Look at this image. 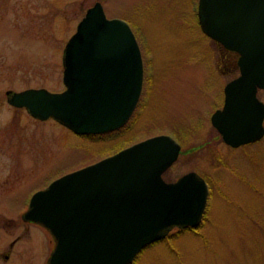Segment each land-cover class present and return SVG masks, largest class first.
I'll list each match as a JSON object with an SVG mask.
<instances>
[{
	"label": "water",
	"instance_id": "obj_1",
	"mask_svg": "<svg viewBox=\"0 0 264 264\" xmlns=\"http://www.w3.org/2000/svg\"><path fill=\"white\" fill-rule=\"evenodd\" d=\"M200 29L236 53L238 74L223 86L222 105L210 122L231 146L264 132V0H197ZM60 91L15 92L39 118L52 116L76 133L122 124L140 90V49L128 23L106 17L98 1L87 7L62 52ZM167 134L142 138L33 191L22 217L53 239L46 264H129L146 244L173 227H195L207 185L195 171L164 181L176 157Z\"/></svg>",
	"mask_w": 264,
	"mask_h": 264
},
{
	"label": "rangeland",
	"instance_id": "obj_2",
	"mask_svg": "<svg viewBox=\"0 0 264 264\" xmlns=\"http://www.w3.org/2000/svg\"><path fill=\"white\" fill-rule=\"evenodd\" d=\"M91 1L0 0V10L21 4L30 6L27 15L39 18L35 7L43 19L53 24L48 29L37 28L39 22L30 25L22 19L8 21L0 15V67L57 66L63 44ZM101 4L106 16L119 17L129 24L143 58L149 57L153 81L165 87L155 90L158 93L150 97L151 103H145L147 109L138 112L122 138H138L151 126L182 127L192 130L187 135L189 143L202 145L203 137L209 141L207 147L181 163L189 167L196 162L207 173L209 194L202 223L192 230L171 229L165 238L145 245L132 264H264V134L256 143L233 150L222 146L218 137H211L209 113L220 99L222 85L237 70L228 53L219 64L217 53L220 55L222 49L218 50L214 40L200 29L196 0H101ZM14 57L20 62L13 64ZM146 69L145 64V72ZM50 86L61 87V80ZM257 96L264 102V90H258ZM41 130L34 128L30 132L31 136H40L42 148L37 170L26 171V190L51 181L60 170L99 157L110 144L67 134L51 119L43 121ZM215 155L218 158L213 159ZM35 159L36 153L32 162ZM15 221L16 218H0L3 236V229L15 227ZM47 247V241L41 251L36 247L40 259ZM32 257V264H42L35 254Z\"/></svg>",
	"mask_w": 264,
	"mask_h": 264
},
{
	"label": "flooded vegetation",
	"instance_id": "obj_3",
	"mask_svg": "<svg viewBox=\"0 0 264 264\" xmlns=\"http://www.w3.org/2000/svg\"><path fill=\"white\" fill-rule=\"evenodd\" d=\"M95 1H98L102 7L101 0H92L87 6L84 7L81 16L84 14L86 8L91 6ZM14 7L15 8L11 7V8L1 9L0 10L1 17L5 18L8 21H16L18 19H22L26 24H30V25H36L39 22L36 25L37 28L41 26V28L48 29L47 26L53 25L49 19H43L41 13L39 12V9H36L35 7L33 8L37 10V14H38L37 16L39 18H34V17L32 18L30 15H27L28 11L26 9H28L30 6L22 7L21 4H14ZM106 17H112V16H106ZM42 24H45L46 26H43ZM214 43L216 44L219 50L220 46L218 45V43L215 41ZM221 49L222 50L220 55H219V51L217 53V57H218L217 59L219 64L221 60L227 56L226 54L228 53L227 57H229L230 55L232 63L236 68L235 54L230 50L224 48ZM44 56L45 59L48 61L47 56L46 55ZM0 57H2L1 54ZM148 58L149 57H146L144 59L143 55L141 54L142 78H141L140 90L138 93L137 100L128 118L122 124L110 130L100 131V132H86V133H76L52 116H47L46 118H39L38 116L33 115L29 110V108L23 102L26 101L27 99L11 100L12 94H14L15 92L24 91L28 89L46 88L50 91L61 90L64 87L61 79L62 69H63L62 51L60 54V62L57 60V66L41 67V66L29 65L24 67V69H21L16 65L0 67V218L17 219V221H15L16 223L15 227L10 226L9 229H3L6 232L4 233L5 234L4 236L2 235V232H0V264H26L28 261L31 263L32 262L31 257L33 254H35L36 257H39V261L42 264H46V259L53 245V240L49 232L42 225H40L35 221L25 219L22 217V214L27 207L31 193L37 189L43 188L50 182L47 181L46 183L35 185L33 188L29 190H26L25 185L23 186L24 182L26 181V177L29 174L26 171H30L33 169L37 170L36 165L38 164L37 161L39 158L40 148H42L41 147L42 145L39 143L40 136L38 137L31 136L30 132H32L34 128L37 129L39 128L41 130L42 123L46 119H51L52 121L57 122L59 125H61V127L66 131L67 134H74L91 141L92 140L95 141L98 139L103 143L110 142L107 148H103L104 151L99 157L92 159L91 161L84 164L92 163L142 138L156 134H167L171 136L178 144V152L174 160H172V162L161 171L160 175L162 179L164 181H173L181 174L192 170L200 174L208 185V177L207 175H205L206 172L204 173V171L200 169L199 164H197L196 162H192L191 166L189 167L181 166L182 165L181 163L183 162L184 158L190 157L201 147L203 146L207 147L209 145V141L207 138L203 137L200 140L203 144L196 146L195 143L192 144L189 143L190 140L188 139L187 136L188 133L191 132L192 130L185 131L182 127L177 129L175 127L153 129L152 126L151 128L145 130V134H143L138 138H134L131 135L122 138L123 133L126 132L129 128H131L130 126H133L134 118L136 117L138 112L145 111L147 109L148 104L145 105V103H147V101L150 102L149 101L150 97L158 93V91L155 90L165 89V87L162 88L158 87L161 85V83L153 81L152 68L148 63L147 60ZM19 62L20 61H18L17 57H14V59L12 60L13 64ZM40 62H43V59H41ZM145 64L147 66L146 72L144 71ZM16 68L18 70H15ZM149 68H150V73L147 72ZM235 75H233V77ZM44 80H47L49 82L47 83L43 82ZM60 80H61V87L56 88L54 86H50L53 83L57 85L58 81ZM224 84L220 89V99L217 102V104L211 109L208 116V124L210 128H212V130L215 131V133H213V131L211 132V137L213 139H215V137H218L219 143H221L222 146L230 150L239 149L243 146L245 147L247 145L256 143L262 138L263 135L260 138L255 139L253 141L245 142L237 146H231L222 140L218 131L211 125L209 117L211 112L214 109L220 107L222 104L223 96H224V91H223ZM257 91H256V95H257ZM124 139L125 141H123ZM210 150H213V147L212 148L210 147ZM35 153H36V159L33 160L32 162V156ZM28 157L30 158V162L27 163ZM215 158H218V156L217 155L213 156V159ZM84 164H81L76 167H69L67 169H63L62 171L60 170V172L57 175H55L54 178L71 170H74L76 168H79ZM171 229L178 230L183 228L172 227ZM169 233L170 231L168 232V234ZM39 241H42L43 244L42 242L39 243ZM46 241L48 242V247L46 248V253L43 259H40L41 254H38L36 252L37 251L36 247L38 246L39 250L41 251ZM26 259L28 261H25ZM36 261H38V258H36Z\"/></svg>",
	"mask_w": 264,
	"mask_h": 264
},
{
	"label": "trees",
	"instance_id": "obj_4",
	"mask_svg": "<svg viewBox=\"0 0 264 264\" xmlns=\"http://www.w3.org/2000/svg\"><path fill=\"white\" fill-rule=\"evenodd\" d=\"M202 220H203V218H202ZM202 220H201V222L199 223V225L197 226V227H199L200 226V224L202 223ZM187 229H191L192 230V228H188L187 227ZM194 231V230H193ZM135 259V258H134ZM132 264V263H131Z\"/></svg>",
	"mask_w": 264,
	"mask_h": 264
},
{
	"label": "bare ground",
	"instance_id": "obj_5",
	"mask_svg": "<svg viewBox=\"0 0 264 264\" xmlns=\"http://www.w3.org/2000/svg\"><path fill=\"white\" fill-rule=\"evenodd\" d=\"M200 223V222H199ZM198 226V225H197ZM158 240V239H157ZM154 241H156V240H154ZM153 242V241H152ZM134 259V258H133Z\"/></svg>",
	"mask_w": 264,
	"mask_h": 264
}]
</instances>
